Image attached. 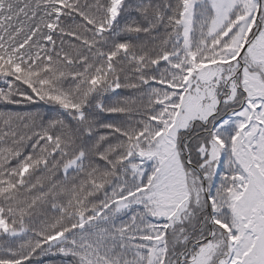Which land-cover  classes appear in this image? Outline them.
Returning <instances> with one entry per match:
<instances>
[{"label":"snow or ice","instance_id":"obj_1","mask_svg":"<svg viewBox=\"0 0 264 264\" xmlns=\"http://www.w3.org/2000/svg\"><path fill=\"white\" fill-rule=\"evenodd\" d=\"M0 264H264V0H0Z\"/></svg>","mask_w":264,"mask_h":264}]
</instances>
